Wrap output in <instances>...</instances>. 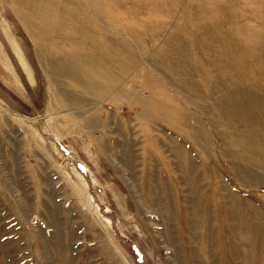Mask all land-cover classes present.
I'll return each mask as SVG.
<instances>
[{
	"label": "rangeland",
	"instance_id": "obj_1",
	"mask_svg": "<svg viewBox=\"0 0 264 264\" xmlns=\"http://www.w3.org/2000/svg\"><path fill=\"white\" fill-rule=\"evenodd\" d=\"M95 2L0 0V264H264V0Z\"/></svg>",
	"mask_w": 264,
	"mask_h": 264
},
{
	"label": "bare ground",
	"instance_id": "obj_2",
	"mask_svg": "<svg viewBox=\"0 0 264 264\" xmlns=\"http://www.w3.org/2000/svg\"><path fill=\"white\" fill-rule=\"evenodd\" d=\"M92 5L93 4H96V0H88ZM98 1V0H97ZM232 2V1H231ZM206 3L207 4H209V7H208V9H207V7L206 6H204L203 8L204 9H202V11L203 12H205V14L206 15H213V14H216L217 12H216V8H217V6H219V4L220 3H222V5H223V0H206ZM84 8V10L85 11H83L82 13L85 15V14H89V15H86V18L87 19H90V20H92L93 22H96L98 19H97V17H98V13H97V11L95 12V14H93V15H90L91 14V12L90 13H87V9L85 8V6H83ZM103 7H105V4L103 5ZM52 9V8H51ZM56 9V8H55ZM49 10V9H48ZM57 10V9H56ZM102 10H105V8H102ZM53 11H54V8H53ZM200 11V10H199ZM52 12V11H51ZM218 14V13H217ZM52 15H54V14H52ZM204 15V14H203ZM220 16V15H219ZM55 18V17H54ZM201 18V17H200ZM206 18H208L207 20H208V22L209 21H212V17H206ZM215 18V17H214ZM51 19H53V18H51ZM215 20V19H214ZM45 21V20H44ZM203 21H204V19H203ZM98 22V21H97ZM197 23H199V22H197ZM197 23H196V25H197ZM206 22H204L203 24H205ZM242 24V23H241ZM240 24V29L239 30H235L234 31V33H232L231 34V36L234 38V39H240L241 41L242 40H244V39H246V40H248V41H251V43L250 44H252V42H253V40H252V37H254L253 35H250V34H247V33H244L243 31H247V32H249V30H244L243 29V26ZM192 25H194V24H192ZM199 26H200V24H199ZM42 27V26H41ZM194 27V26H193ZM203 28H204V26H203ZM236 28V27H235ZM45 29H47V28H45ZM197 29V28H196ZM198 29H199V27H198ZM140 29H138V31H139ZM143 30V29H142ZM191 30V32L193 33L194 32V29H190ZM137 30H135V32H136ZM141 31V30H140ZM200 31H201V29H200ZM203 31H205V32H207L206 30H205V28L203 29ZM197 33V32H196ZM204 33V32H203ZM227 35H228V33L227 32H225ZM244 33V34H243ZM83 34H85L84 32H83ZM82 34V35H83ZM130 35V34H129ZM131 35H133V34H131ZM135 35V34H134ZM134 35L132 36V38L134 37ZM194 35V34H193ZM196 35H199V33L198 34H196ZM200 35H203V34H200ZM205 35H206V33H205ZM204 35V36H205ZM225 35V34H224ZM223 35V36H224ZM227 35H225V37H227ZM184 36V35H183ZM182 36V37H183ZM185 36H186V34H185ZM184 36V37H185ZM204 36H203V38H204ZM207 36V35H206ZM73 37V36H72ZM71 37V38H72ZM83 37H84V35H83ZM130 37V36H129ZM202 37V36H201ZM200 36H198V38H201ZM220 37V36H219ZM185 38H187V36L185 37ZM191 38V37H190ZM223 38V37H222ZM183 39V38H182ZM188 39V38H187ZM195 39V38H194ZM233 39V40H234ZM135 40V39H134ZM184 40V39H183ZM217 40V39H216ZM194 41V40H193ZM195 41H197V43L199 42V40H195ZM183 41L181 40V43H182ZM187 42V41H186ZM190 42V41H189ZM232 42V41H231ZM234 42V41H233ZM245 42V41H244ZM223 43V42H222ZM235 43V42H234ZM184 44V43H183ZM237 44H239V43H237ZM234 45H236V44H234ZM186 46V45H185ZM188 46V45H187ZM192 46H193V44H192ZM195 46H196V43H195ZM250 46V45H249ZM123 47V46H122ZM197 48H199V46H196ZM240 47H242V46H239V48ZM243 48V47H242ZM194 50V49H193ZM196 50V49H195ZM197 50H199V49H197ZM191 51V50H190ZM244 51V50H243ZM243 51H241V52H243ZM124 52V51H123ZM250 52H251V50H250ZM125 53V52H124ZM187 53V52H186ZM246 53H247V51H246ZM178 56V55H177ZM174 57H175V55H174ZM122 58V57H121ZM172 58H173V55H172ZM175 60V59H174ZM100 61V60H99ZM98 61V62H99ZM93 62H94V60H93ZM97 62V63H98ZM23 63V65H24V67H26V64H25V62L23 61L22 62ZM173 63H174V61H173ZM172 63V64H173ZM100 64V63H99ZM172 71V70H171ZM107 74V73H106ZM186 74H187V72H186ZM110 75V74H109ZM108 75V76H109ZM79 77L80 76H78V78H77V80H76V82L77 83H79L80 84V79H79ZM95 77H98V80H100V83L102 84V83H104V87H101L99 90H101L102 92H104V89H106L107 87H105V82L106 81H113L114 79H115V77H114V79H113V77H111V76H109V78H106V76L102 73V74H100V75H95ZM111 77V78H110ZM186 77V76H185ZM117 81V80H116ZM93 83H96V81H95V79H94V81H93ZM172 83V82H171ZM175 83V82H174ZM174 85V84H173ZM232 85V84H231ZM234 85V84H233ZM238 85V84H237ZM241 85H243V83L241 84ZM146 86V85H145ZM178 86V85H177ZM235 86V85H234ZM240 86V85H239ZM246 86V85H245ZM92 87H94V86H92ZM233 89L235 88V87H233V86H231ZM238 87V86H237ZM94 89H96V87H94ZM231 89V88H230ZM155 90H156V99L158 100V101H166V98L167 99H169L168 98V96H166V95H164V94H166V93H164V88L163 87H160V86H156L155 87ZM229 90V89H228ZM232 90V89H231ZM230 90V91H231ZM236 90H240V88L239 89H236ZM241 90H242V88H241ZM235 90H233V92H234ZM245 91V90H244ZM229 93V92H228ZM227 93V94H228ZM235 93V92H234ZM237 93V92H236ZM240 93H243L242 91H240ZM248 93V92H247ZM229 95V94H228ZM246 95H249V93L248 94H246ZM245 94H244V96H246ZM235 96H240V94L239 95H235ZM242 96H243V94H242ZM230 97H231V95H230ZM241 97V96H240ZM239 97V101H237V103H239V102H241L242 100H241V98H244V97H241L240 98ZM247 97V96H246ZM148 98H149V96H148ZM234 98V97H233ZM236 98V97H235ZM250 99H252L253 100V98H251V96L249 97ZM153 98H151V100H152ZM226 99H228L227 97H226ZM236 99H238V98H236ZM236 99L234 100V99H231V100H234V101H236ZM245 99V98H244ZM154 100V99H153ZM152 100V101H153ZM171 100V99H170ZM245 101V100H244ZM249 100H247L246 102H248ZM253 101H255V99L253 100ZM253 101H252V103H253ZM155 102H157L156 100H155ZM176 102V101H175ZM249 102H251V101H249ZM248 102V103H249ZM146 102H144V104H145ZM151 103V102H150ZM159 103H161V102H159ZM165 103V102H164ZM236 102L234 103V104H237ZM154 104V103H153ZM241 104H244V102L242 103L241 102ZM249 104H251V103H249ZM253 106H254V104H252ZM257 105V104H256ZM152 106V105H151ZM168 106V105H167ZM171 106V105H170ZM178 105L176 104L175 105V107H177ZM241 106V107H240ZM242 106L243 105H240V103H239V106H237L238 108H242ZM253 106H251L252 108H253ZM169 107V106H168ZM235 107H236V105H235ZM255 107V106H254ZM179 108V107H178ZM161 109H163V108H161ZM255 109V113H256V108H254ZM172 110H173V113H174V109L172 108ZM239 110V109H238ZM243 110V109H242ZM157 111H158V109H157ZM159 111H161V110H159ZM258 111V110H257ZM154 112V111H153ZM253 112V113H254ZM163 113V112H162ZM156 114H158V113H156ZM160 114V113H159ZM252 114V113H251ZM155 116V115H154ZM173 116H175V114H173ZM158 117V116H157ZM160 117V116H159ZM173 118V117H172ZM178 118V117H177ZM188 118V117H187ZM169 119H171V118H169ZM189 119H190V121H191V118L189 117ZM250 119H252L251 117H250ZM151 120V119H150ZM174 120V119H173ZM166 121H168V119L166 120ZM180 123V122H179ZM132 147V146H131ZM178 147V146H177ZM177 149V148H176ZM191 163V162H190ZM245 163H247V162H245ZM249 163V162H248ZM254 163H256V162H254ZM244 164V163H243ZM246 165V164H245ZM256 165V164H255ZM192 166V165H191ZM260 168V167H259ZM192 169V168H191ZM197 169H199V168H197ZM197 169H196V171H197ZM261 169H263V168H261ZM260 169V170H261ZM253 170V169H252ZM251 170V171H252ZM183 171V170H182ZM201 171V170H200ZM250 171V172H251ZM185 172V171H184ZM193 173H194V171H192ZM216 172V171H215ZM185 173H187V171L185 172ZM248 173V172H247ZM251 174V173H250ZM187 175H188V173H187ZM201 175H203V174H201ZM189 176H191V175H189ZM200 177V176H199ZM198 177V178H199ZM250 177V176H249ZM191 178H193V177H191ZM190 181V180H189ZM198 181H200V180H198ZM197 181V182H198ZM202 182V181H201ZM199 183V182H198ZM184 184H187V183H184ZM213 184V183H212ZM196 185H197V183H196ZM211 185V184H210ZM209 186V185H208ZM212 187V186H211ZM216 187V186H215ZM189 188V187H188ZM192 189V188H191ZM211 189V188H210ZM209 189V190H210ZM200 190V189H199ZM204 190V189H203ZM192 190H190V192H191ZM217 191H219V190H217ZM225 191H226V189H225ZM199 192V191H198ZM202 192V191H201ZM200 192V193H201ZM208 192H210V191H208ZM200 193H199V195H200ZM203 193V192H202ZM214 193V192H213ZM191 194V193H190ZM218 194V193H217ZM229 193H227V195H228ZM195 195H196V193H195ZM190 197H192V196H190ZM198 197V196H197ZM202 197V196H201ZM225 197H226V195H225ZM193 198V197H192ZM196 198V197H195ZM199 199V198H198ZM198 199H197V201H198ZM201 199V198H200ZM217 200V199H216ZM220 201V200H219ZM189 202V201H188ZM161 203V202H160ZM164 203V202H163ZM210 203H211V199H210ZM223 203V202H222ZM184 205H185V203H183ZM197 204V203H196ZM198 204H200V201H199V203ZM203 204H205V203H203ZM218 204V203H217ZM177 205V204H176ZM201 206V205H200ZM203 206V205H202ZM217 206V205H216ZM210 207V206H209ZM213 208H214V205L212 206ZM218 207V206H217ZM169 208V207H168ZM191 208V207H190ZM220 208V207H219ZM197 209H199V208H197ZM224 209V208H223ZM225 210V209H224ZM184 211V210H183ZM212 211V210H211ZM176 212H178V211H176ZM189 212V211H188ZM204 212V211H203ZM209 212V211H208ZM224 212V211H223ZM165 214V213H164ZM177 214V213H176ZM199 214V213H198ZM204 214V213H203ZM203 214H202V216H203ZM212 214V213H211ZM217 214H218V212H217ZM224 214H225V212H224ZM172 215V214H171ZM197 215V214H196ZM200 215V214H199ZM164 216H166V215H164ZM168 216H169V214H168ZM205 216V215H204ZM204 216L202 217V218H204ZM228 216V215H227ZM163 217V216H162ZM176 217V216H175ZM210 217H211V215H210ZM216 217V216H215ZM229 217V216H228ZM172 218V216L170 217V219ZM191 218V217H190ZM173 219V218H172ZM175 219V218H174ZM177 219H178V217H177ZM176 219V220H177ZM191 220H193V218H191ZM201 220V219H200ZM199 220V218L197 219V223H198V221H200ZM211 220V219H210ZM215 220H216V218H215ZM167 221V220H166ZM212 221H214V220H212ZM172 222V221H171ZM193 222H194V220H193ZM196 223V222H195ZM168 224V223H167ZM198 224H200V223H198ZM202 224H204V223H202ZM169 225V224H168ZM210 225V224H209ZM213 225L214 224H212V227H213ZM187 226V225H186ZM201 226V225H200ZM230 226V225H229ZM199 227V226H198ZM200 228V227H199ZM203 228V227H202ZM204 228H206L205 226H204ZM211 228V227H210ZM229 228V227H228ZM198 229V228H197ZM209 229V228H208ZM217 229H218V227H217ZM217 229H216V231H217ZM190 230V229H189ZM188 231V230H187ZM199 231H201V228H200V230ZM204 231V230H203ZM203 231H201V232H203ZM210 231V230H209ZM209 231H207V232H209ZM230 231V230H229ZM222 232V231H221ZM235 232V231H234ZM185 233H187L186 231H185ZM192 233V232H191ZM215 233H217V232H215ZM194 234H196V233H194ZM199 234H201L200 232H198V235ZM211 234V233H210ZM210 234H208V236H209V238H210ZM214 234V233H213ZM204 235H205V233H204ZM233 235H234V233H233ZM206 236H207V234H206ZM251 236V235H250ZM191 237V236H190ZM260 237V236H259ZM186 238H188V237H186ZM201 237L199 236V239H200ZM218 238V237H217ZM241 238V237H240ZM194 239V238H193ZM211 239V238H210ZM229 239V238H228ZM234 239H236V236L234 237ZM250 239V238H249ZM188 240V239H187ZM190 240V239H189ZM240 240V239H239ZM242 240V239H241ZM240 240V241H241ZM205 241H208L209 242V240H205ZM244 241V240H243ZM250 241H251V239H250ZM189 242V241H188ZM207 242V243H208ZM211 242V241H210ZM191 243V242H190ZM190 243H188V244H190ZM204 243H206V242H204ZM223 243V242H222ZM245 243V242H244ZM201 244V243H200ZM209 244V243H208ZM211 244V243H210ZM230 244V243H229ZM199 245V244H198ZM203 245H205V244H203ZM233 245V244H232ZM245 245H247V244H245ZM200 246V245H199ZM236 245H235V243H234V247H235ZM242 246V245H241ZM240 246V247H241ZM258 246V245H257ZM203 247H206V246H203ZM202 247V248H203ZM233 247V248H234ZM244 247V246H243ZM246 247V246H245ZM193 248H195V247H193ZM223 249V248H222ZM243 249V248H242ZM241 249V250H242ZM200 250V249H199ZM233 250H235V249H233ZM239 250V249H238ZM200 251H202V250H200ZM204 252H206V250L204 251ZM203 252V253H204ZM243 253V255H244V252H242ZM241 253V254H242ZM252 253V252H251ZM261 253V252H260ZM202 253L200 252V255H201ZM241 254H240V256H241ZM253 254H254V252H253ZM203 256L204 255H206L205 253L204 254H202ZM238 255H239V253H238ZM247 255H249V254H247ZM251 255V254H250ZM203 256H200V258L201 257H203ZM245 256V255H244ZM255 256V255H254ZM250 257H253L252 255L250 256ZM249 257V258H250ZM198 258V257H197ZM205 258H206V256H205ZM244 258V257H243ZM246 258H248V256L246 257ZM254 258V257H253ZM252 258V260L253 261H255V259H253ZM261 258V257H260ZM263 258V257H262ZM212 259V258H211ZM211 259H210V262L208 263V264H210L211 263ZM251 259V258H250ZM264 259V258H263ZM202 260H204V258L202 259ZM245 261H250V260H248V259H244ZM259 260H261L262 261V259H259ZM186 261V260H185ZM195 262V261H194ZM252 262V261H251ZM251 262H249V264L251 263ZM197 264L198 263H201L200 262V260H199V262H196ZM239 263V262H238ZM247 263V262H246ZM235 264V263H234ZM248 264V263H247Z\"/></svg>",
	"mask_w": 264,
	"mask_h": 264
}]
</instances>
